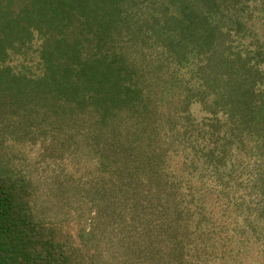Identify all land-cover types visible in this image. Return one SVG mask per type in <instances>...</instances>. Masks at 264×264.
Here are the masks:
<instances>
[{
    "label": "trees",
    "instance_id": "obj_1",
    "mask_svg": "<svg viewBox=\"0 0 264 264\" xmlns=\"http://www.w3.org/2000/svg\"><path fill=\"white\" fill-rule=\"evenodd\" d=\"M240 1L39 0L28 14L26 38L31 41L35 31L45 39L40 76L12 77L9 69L6 84L0 75V104L28 111L22 121L39 135L52 134L51 146L93 156L86 197L96 212L95 228L105 217L125 231L139 227L138 241L127 244L136 246L133 264H200L180 231L190 223L188 207L166 161L168 150L194 134L192 104L222 114L236 137L264 138V49L245 55L233 50L242 28ZM139 4L147 7L144 14L134 12ZM130 21L135 34H143L138 40L146 51L161 49L158 71L176 66L171 80L147 78L153 64L141 56L142 63L134 64L133 53L116 46ZM8 37L13 35L5 33L3 44ZM193 70L196 83L183 74L174 80ZM154 223L162 225L165 240L154 241ZM82 249L36 213L31 184L0 167V264H96Z\"/></svg>",
    "mask_w": 264,
    "mask_h": 264
},
{
    "label": "rangeland",
    "instance_id": "obj_2",
    "mask_svg": "<svg viewBox=\"0 0 264 264\" xmlns=\"http://www.w3.org/2000/svg\"><path fill=\"white\" fill-rule=\"evenodd\" d=\"M240 2L242 28L234 38L233 50L252 54L259 46L264 49V0ZM38 3L39 0H0V44L5 33L13 35L0 51L3 83L7 84L9 69L12 77L27 79L37 78L42 72L45 39L35 31L31 41L26 38L28 14L39 7ZM136 7L139 8L134 12L143 10V14L147 8L141 4ZM135 23L130 21V27L123 26L119 38H115L116 46L132 52L134 64L140 65L143 59L153 64L147 78L155 80L161 76L171 80L176 66L171 63L157 70L161 49L155 46L154 51V48L146 51V45L138 40L143 34H135ZM5 25H9L7 31ZM128 28L133 30L129 32ZM155 71L158 73L153 75ZM182 74L192 83L198 79L193 70L177 74L174 80ZM24 84L22 81L21 86ZM1 103L0 167L8 168L31 184L36 213L46 224L62 232L73 246L81 244L88 257H95L96 264H133L136 246L127 244L138 241L139 227L125 231L105 217L95 228L96 212L89 210L86 197V186L90 188L88 183L96 166L89 151L51 146L52 134L39 135L35 127L22 121L28 111L12 108L6 101ZM191 112L194 134L185 145L166 152L167 164L180 178L185 193L183 206L188 207L185 218L190 223L180 231L186 238L188 254L200 264H264V138L249 133L236 137V127L223 119L222 114L213 116L196 103L192 104ZM197 132H202L199 140L194 136ZM210 149L213 156L208 154ZM150 229L151 234L156 231L154 241L165 240L162 225L154 223Z\"/></svg>",
    "mask_w": 264,
    "mask_h": 264
}]
</instances>
